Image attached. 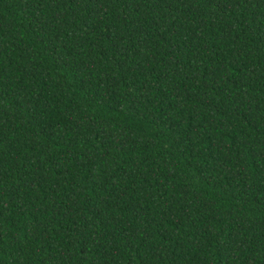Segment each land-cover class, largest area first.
Listing matches in <instances>:
<instances>
[{
    "label": "trees",
    "instance_id": "obj_1",
    "mask_svg": "<svg viewBox=\"0 0 264 264\" xmlns=\"http://www.w3.org/2000/svg\"><path fill=\"white\" fill-rule=\"evenodd\" d=\"M0 264H264V0H0Z\"/></svg>",
    "mask_w": 264,
    "mask_h": 264
}]
</instances>
